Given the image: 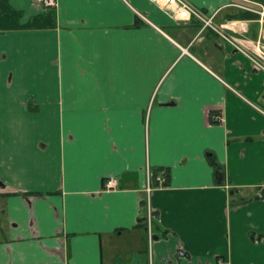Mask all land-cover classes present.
<instances>
[{
	"label": "crops",
	"instance_id": "1",
	"mask_svg": "<svg viewBox=\"0 0 264 264\" xmlns=\"http://www.w3.org/2000/svg\"><path fill=\"white\" fill-rule=\"evenodd\" d=\"M186 1L259 38L264 0ZM250 103L264 73L151 0H0V264H264Z\"/></svg>",
	"mask_w": 264,
	"mask_h": 264
},
{
	"label": "built area",
	"instance_id": "2",
	"mask_svg": "<svg viewBox=\"0 0 264 264\" xmlns=\"http://www.w3.org/2000/svg\"><path fill=\"white\" fill-rule=\"evenodd\" d=\"M152 2L161 5V7L170 12L171 17L176 21L182 22H191L198 21L203 24L204 28L212 29L218 36L222 38V40L228 45L232 46L237 52L243 54L247 57L252 63L253 67L259 71L264 73V11H255L259 15V23L261 25V31L259 38L257 40H251L246 38L245 36H237L233 33H228L222 26H216L214 23L215 15H208L201 11L200 9L194 7L186 0H151ZM36 4H41L44 8H54L57 7V0H35ZM251 10L249 8H246ZM251 104V103H250ZM253 108L262 112L258 107L251 104ZM264 114V112H262ZM212 122L222 123L223 117L222 113H217L212 116ZM149 179H152V173H150ZM159 187H162L164 179L162 176H159ZM105 189L113 190L118 188V182L115 178H109L105 181L104 185ZM154 187L152 184L148 185L147 193L150 194L153 191ZM258 197L260 199H264V185H261L258 188ZM151 213H148V221H149V231L151 234Z\"/></svg>",
	"mask_w": 264,
	"mask_h": 264
},
{
	"label": "trees",
	"instance_id": "3",
	"mask_svg": "<svg viewBox=\"0 0 264 264\" xmlns=\"http://www.w3.org/2000/svg\"><path fill=\"white\" fill-rule=\"evenodd\" d=\"M213 123H215V122H213ZM214 166H215V175H216V177L218 178V180H222V182H223V180L225 178L224 167L221 166V165H217V164H215ZM159 176H162L163 179H164L162 187H166L168 185L169 173H168L167 170H164V169H152V179H151L152 187H154V188L159 187V181L157 179ZM144 226L148 230L149 221H148L147 213L145 214V224H144ZM150 226H151V235H153V214L151 216Z\"/></svg>",
	"mask_w": 264,
	"mask_h": 264
},
{
	"label": "rangeland",
	"instance_id": "4",
	"mask_svg": "<svg viewBox=\"0 0 264 264\" xmlns=\"http://www.w3.org/2000/svg\"><path fill=\"white\" fill-rule=\"evenodd\" d=\"M258 199H260V198H258ZM260 200H264V199H260Z\"/></svg>",
	"mask_w": 264,
	"mask_h": 264
}]
</instances>
